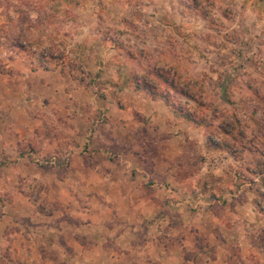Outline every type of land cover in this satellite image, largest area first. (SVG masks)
I'll list each match as a JSON object with an SVG mask.
<instances>
[{
  "label": "rangeland",
  "instance_id": "obj_1",
  "mask_svg": "<svg viewBox=\"0 0 264 264\" xmlns=\"http://www.w3.org/2000/svg\"><path fill=\"white\" fill-rule=\"evenodd\" d=\"M12 31L26 55L13 59L24 69L31 60L38 71L58 70L71 97L84 104L81 111L88 116L89 126L73 130L76 124L68 118L76 115H63L53 108L56 120L41 126L20 122L22 132L38 128L30 138L18 140L19 133L10 131L7 139L0 132V232L14 229L16 215L32 212L28 204L20 205L19 212L14 209L11 203L16 194L35 200L46 192V180H71L73 151H83L82 160L90 167L106 161L115 164L120 153L125 161L147 172V177L141 176L142 185L138 182L137 200L143 213L153 211L155 218L149 225L156 222L157 228L164 227L165 209L159 196L170 176L181 182V187H175L183 197L205 198L198 207L202 205V213L208 205L213 208L218 233L228 226L222 237L231 243L226 242L224 248L217 244L218 254L210 251V260L214 257L218 263L236 264L241 253L242 257L249 254L246 260L250 264H264V231L259 223L247 216L249 221L244 220L242 230L228 231L240 220L230 214L240 211V203L249 204L247 212L251 210L256 220L264 215V203L254 193L256 188L263 191L257 185L264 181V0H0V48L5 55L9 53L4 39ZM158 66L178 91L188 93L189 97L171 92V102L192 112L196 120L210 122V128L197 129L176 118L164 105L165 97L150 101L129 87L128 74ZM3 73L13 76L14 71ZM76 85L84 90L78 91ZM159 89L164 93L163 85ZM32 95L27 98H35ZM36 96L47 99L50 93L39 90ZM56 102L59 105L58 98ZM15 108L1 109L0 121L12 119L13 127L21 113ZM102 118L104 125L96 124ZM121 119L122 124L115 123ZM222 124L230 127L226 128L230 137L217 129ZM209 134L214 135L215 144L223 140L230 148L219 151L231 154L207 149ZM171 136L181 142L170 141ZM175 148L184 151L183 157L173 160L180 170L174 167L164 177L168 174L164 151ZM17 164L24 166L25 174L17 173ZM156 164L159 168L155 170ZM233 195L236 197L230 202ZM211 199L218 203L210 204ZM54 208H58L56 204L38 205L40 212ZM21 219L28 229L27 217ZM208 221L212 225V219ZM171 226L179 228L180 223ZM149 229L151 251L157 253L161 247L155 242L160 236ZM3 244L1 239V259L6 255ZM183 256L188 264L196 262L188 252ZM9 257L0 264H13ZM138 260L144 258L138 256Z\"/></svg>",
  "mask_w": 264,
  "mask_h": 264
},
{
  "label": "crops",
  "instance_id": "obj_2",
  "mask_svg": "<svg viewBox=\"0 0 264 264\" xmlns=\"http://www.w3.org/2000/svg\"><path fill=\"white\" fill-rule=\"evenodd\" d=\"M0 62L3 63L0 68L3 72L9 69L14 71L13 76L9 73L5 75L3 72L0 74V111L5 108L10 111L14 107L21 111L13 127L12 119L10 122L0 121L2 126L0 132L7 139L10 137V131L19 133L18 140L32 137V133L38 128L30 127L28 131L22 132L20 122L23 121L28 126L36 125L35 123L41 126L45 122L56 120L58 115L53 108L60 110L63 115L66 113L76 115L74 118H68L67 115L65 117L76 124L73 130H85L89 126L88 116L81 111L84 104L71 97L67 91L69 85L58 70L31 72L28 68L24 69L16 59L7 57L1 48ZM76 88L78 91L84 90L80 85H76ZM39 90L48 91L50 99H42L40 95L37 97L36 92ZM27 94L35 98L28 99ZM57 98L59 105L56 102ZM118 111L122 112L121 109ZM123 121L124 119H121L115 123L122 124ZM9 123L10 126L6 125ZM1 140L5 141L4 138ZM170 141L181 142L178 137L173 136ZM84 155L83 151H73L70 164L71 180L65 182L46 180L48 184L46 192L38 194L35 200L24 194H16L14 197L11 204L17 212L21 210L20 205L23 204L32 205L30 208L33 209L29 214L16 215L19 217L14 220L15 227L9 233L0 232V241L3 240L2 246L5 248L3 250L10 253L13 264H188L183 256L185 252L196 260L189 264H223L218 263L214 257L210 260L209 254L210 251H215L214 255L217 256L216 251L219 248L217 244L224 248L227 243H231L222 237L228 226H224L225 230L218 233L213 219V208L208 205L205 213H202L200 209L202 205L198 207V204H204L205 198L183 197L175 187H181V182L174 181L168 176L174 167L180 170L179 165L173 163V160L183 157L184 151H177V148L175 151H164V171L168 172L164 177L169 178H164V193L159 196L165 210L164 227L161 225L162 227L158 228L156 222L154 226L149 225L155 218L152 215L153 211L143 213L139 209L138 182L141 183L144 177L148 176L142 167L134 162L125 161L120 153L117 154L115 164L106 161L105 164L90 167L82 160ZM158 168L159 165L156 164L155 170ZM24 170V166L17 164V173L25 174ZM141 176L144 177L141 179ZM235 197L231 196L230 202ZM215 202L218 203L216 200H210L212 205ZM230 202L227 201V204ZM45 204L52 206L56 204L58 208L51 212L38 211V205ZM240 205L238 206L240 211L230 212L233 218L240 219V224L236 222L234 227L229 226L228 231L242 230L244 220L249 221L247 216L259 223L264 231V215L256 220L251 210L247 212L249 204ZM5 208L3 213L7 214ZM236 208L230 206V209ZM21 217H27L28 229L24 227L25 220ZM208 218L212 219V225L209 224ZM221 222L219 220V223ZM174 223H180L179 228H172L171 225ZM149 228L160 236L159 242L155 243L161 248L164 244V250L160 248L157 253L151 251L153 238ZM44 252L48 253L47 257ZM223 252L225 251L222 250L220 253ZM155 254V259H152ZM239 255L241 257L236 260V264H248L246 259L249 254L245 257H242L241 253ZM138 256L144 258L143 262L138 260Z\"/></svg>",
  "mask_w": 264,
  "mask_h": 264
},
{
  "label": "trees",
  "instance_id": "obj_3",
  "mask_svg": "<svg viewBox=\"0 0 264 264\" xmlns=\"http://www.w3.org/2000/svg\"><path fill=\"white\" fill-rule=\"evenodd\" d=\"M3 46L5 48H7V54L6 56L13 58V57H19V58H25V48L22 47L21 44H19L17 42V36L15 34V32H10L9 35H7V38L4 39V44ZM43 52H45V50H43L40 53V57L43 58ZM140 59H143V55H139L138 56ZM137 59V58H136ZM56 61V60H55ZM138 65H140L142 62H140L138 59ZM33 61L31 62V60L26 61V64L28 65V69L31 72H34L35 70H37L33 65H32ZM146 69H143L141 71V73L139 74V72H132L130 74H128V78H130V82H129V87L132 88V90L134 92H136L137 94H139V96L143 97L144 99L153 101L156 100L159 97H165V102L164 105H166L170 111L173 113V115L178 118V119H182L183 121H185L186 123H190L193 127L200 129V128H210V122L206 124L205 119H197L195 115L192 112H188L186 109H183L181 107H177L174 105V103L171 102L170 99V94L171 92H175L179 95H186L188 96L187 92L184 91H178V89H176V86L174 84L173 81H168L166 78H164V73H163V69L158 67H153L150 69H147V67H144ZM43 69H45V67H43ZM54 69V68H53ZM47 70V68L45 69ZM160 85H163L164 87V93L161 92ZM189 97V96H188ZM191 98V97H190ZM210 107H208L207 109L209 110ZM213 112V110L211 111V113ZM210 113V114H211ZM216 116V115H215ZM105 120L99 119L98 123L96 124H100V126L104 125ZM226 128L230 129V127L222 124V126H217V129L219 131H221L224 136L230 137L232 133H229ZM240 135V133H238ZM212 137H214V135L209 134L208 138H207V149L212 150V152L216 153V152H227L228 154H231V151H219V150H230L229 146L226 144L225 141L222 140V142H220L218 145L214 143ZM263 180V179H262ZM257 187H262L263 191L260 192L258 191V188H256L254 190L255 193V197L257 198V200H260V202L264 203V181L260 182V185H257ZM3 203V202H2ZM254 207L260 211L263 212L262 209L259 210V204H256L255 202L253 203ZM6 255L3 257L5 258V260H9L11 259L9 257L8 253H5ZM2 258V259H3ZM2 259L0 258V260L2 261ZM248 264H250V261H248ZM254 264H259L257 261L254 262Z\"/></svg>",
  "mask_w": 264,
  "mask_h": 264
}]
</instances>
